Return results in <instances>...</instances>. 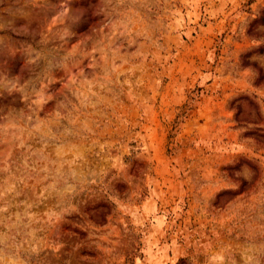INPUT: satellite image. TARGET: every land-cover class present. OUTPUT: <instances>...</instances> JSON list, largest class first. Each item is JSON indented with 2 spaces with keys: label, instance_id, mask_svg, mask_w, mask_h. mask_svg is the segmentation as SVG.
<instances>
[{
  "label": "rangeland",
  "instance_id": "obj_1",
  "mask_svg": "<svg viewBox=\"0 0 264 264\" xmlns=\"http://www.w3.org/2000/svg\"><path fill=\"white\" fill-rule=\"evenodd\" d=\"M0 264H264V0H0Z\"/></svg>",
  "mask_w": 264,
  "mask_h": 264
}]
</instances>
